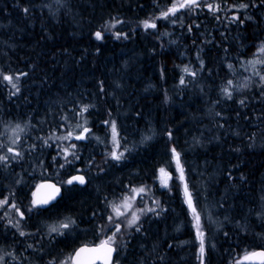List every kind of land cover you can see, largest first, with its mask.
<instances>
[{
  "label": "trees",
  "instance_id": "16d2710c",
  "mask_svg": "<svg viewBox=\"0 0 264 264\" xmlns=\"http://www.w3.org/2000/svg\"><path fill=\"white\" fill-rule=\"evenodd\" d=\"M232 1L204 0L220 10L202 3L165 20L155 18L172 0H0V109L6 119L36 132L22 159L0 164V193L9 171L11 188L27 193L29 184L15 178L20 167L32 180L62 184L77 169L88 177L85 186L62 184L58 217H71L78 227L59 236L60 254L96 240L111 214L110 201L143 185L150 192L131 211L155 207L157 200L160 214L141 215L140 232L122 226L126 248L118 264H201L169 151L173 146L202 215L204 264H234L246 250L264 247V84L248 64L264 59L258 51L264 44V5L245 0L246 9L233 10ZM115 19L122 23L105 29ZM144 20L157 27L145 29ZM98 30L103 40L95 38ZM115 32L128 38L116 39ZM185 66L197 75L184 73ZM255 70L264 75V64ZM20 73L26 75L19 76L20 92L13 96L2 77ZM228 80L232 99L221 93ZM81 105H94L84 113L92 132L109 136L103 121H116L121 148L129 149L124 159L110 160L93 149L91 138L72 140L80 159L59 167L60 144L49 140L45 146L43 140L76 129L83 122L76 115ZM162 167L172 173L171 190L157 179Z\"/></svg>",
  "mask_w": 264,
  "mask_h": 264
},
{
  "label": "snow or ice",
  "instance_id": "6c2138e0",
  "mask_svg": "<svg viewBox=\"0 0 264 264\" xmlns=\"http://www.w3.org/2000/svg\"><path fill=\"white\" fill-rule=\"evenodd\" d=\"M57 3H60L61 0H56ZM204 3V7L208 8L212 12H216L220 10V5L217 4L215 7L211 3H206L204 0H172L171 6L167 8V10H162L160 12V16L156 17L155 19H169L170 16H176L178 12H180L183 9H186L188 11H194L197 8L201 7V4ZM260 3L264 5V0H260ZM249 5L247 4H240L238 7L242 9H246ZM255 6V4L253 5ZM233 7H236V5H233ZM24 13L27 14L29 12L28 8L23 9ZM219 18V17H217ZM251 19V17H248ZM239 19L238 16L233 17V20ZM172 23H176V20H172ZM243 23V21H240ZM122 23L119 19H115L114 22H106L105 29L111 30L112 28H115L116 24ZM143 27L145 29H155L157 27L156 23L152 20H144L142 22ZM191 30V28H189ZM95 38L97 40H103L104 38V32L103 31H96L94 33ZM114 36L116 39H120L123 37L124 39L128 38L127 33H121V32H115ZM258 51L264 55V44L260 46ZM248 64L252 66L254 69V75L259 76L261 84H264V75L261 74L260 71L255 70L257 64H264V59H254L248 61ZM201 66H203V61H201ZM229 68H231V65H228ZM183 72L195 77L197 73L195 71H192L188 66H185L183 68ZM20 75H26V73H20L16 77H13L12 75H3L2 79L3 81H6L8 84L11 85V87L15 90L11 94L14 96L20 92V87L18 86L17 81L19 80ZM180 85H185L186 81L184 76H181ZM233 81L228 80L227 86L223 87L221 89L222 95L227 99H232L233 97ZM243 87H247V85H243ZM264 95V93H262ZM239 103L241 105H244L245 101L240 100ZM94 107V105H81L79 112L76 113L77 116H80L83 118V123H77L75 125L76 129H79L80 131L78 133L75 132V130L68 131L66 135H60L56 136L53 132L48 138L43 140V145L50 146L48 144L49 140H61V141H71V140H77V141H83V140H89L92 138V131L89 127H87V119L84 118V113L89 111V108ZM217 115H220L217 113ZM62 120H67L68 117L64 116L61 117ZM105 125H107L110 129L111 134V140L110 143L112 145V149L107 152V157L114 160V161H121L124 159L125 152L129 151L127 147H124L123 151H120L121 144H120V136L118 132L117 123L115 120H105L103 121ZM24 129L17 124L16 127L13 129V132H23ZM169 140L172 138L171 131L168 132ZM151 137H146V139H150ZM37 139H40L39 137ZM95 139L103 143L99 137H95ZM20 142L19 135H15L13 138H11V144L17 145ZM32 150H35L36 145L33 144L30 146ZM58 152L57 155L61 156L64 159V163L60 164L59 167L61 169L65 168V166H71L75 160H79L80 157L77 154L78 149L77 145L75 143H70L67 146H61L57 145ZM4 145L0 144V149H3ZM170 154L172 157V160L175 161V170L177 173L176 180L179 182V186L182 188L183 192V199L184 203L187 206L188 212L191 216V222L194 229V241L198 242L199 248V255L198 259L201 261V264H204V255L206 252V234L203 228L202 223V215L201 212L198 210L197 206V196L194 195L193 191L190 190L189 183L187 181V177L185 175V170L183 167V164L181 162V153L177 151V149L173 146L170 150ZM7 154H0V164L7 165L12 160H18L23 158V152L17 150L16 147L9 146L6 149ZM71 157L72 159H69ZM55 160L56 157H53ZM91 163V162H90ZM102 170V169H101ZM77 173L80 172L79 169L76 170ZM157 179L160 182V186L162 188L170 189V181L173 180L172 173L167 171L166 168H160L159 169V175ZM87 182L86 177L82 174H76L71 175L69 179H66L62 181L61 183L63 185H74V184H80L84 185ZM19 183V181H17ZM45 185H38L37 189L40 187H44ZM51 192L46 198H35L36 192H33L32 195L34 199L31 201V207L27 209L28 212H32L34 210L43 208L46 205H49L52 201L56 200L57 196L61 192V188L57 187L56 184H48L46 185ZM150 192V189L147 186H140L139 188H132L131 189V195H125L120 204L112 203L111 206V214L107 215V223L105 225L100 226V231H104V229H108L111 231L112 228H114V231H111V235H106L104 239H101L99 244H96L94 247H89L88 245H82L78 249L74 251L72 255L67 257L65 260L61 261L60 264H97V261H101L102 264H113V254L117 253L119 251L118 248V241L117 237L118 234H121L122 232V226L127 227L129 229L135 228V231L140 232L141 231V215H146L147 213L151 212L155 215H159L160 212L157 211V209H160L159 201L153 200V204L155 207H143L139 208L135 211H131L133 209V203L131 201H134L137 196L143 197L146 194ZM7 206L9 209L13 210L16 214H18L19 219L13 223L11 219L8 220V225L16 228L19 231V236L25 237L28 235H32L31 233H26L24 231H20V225L21 221L25 219V213L24 211H21L20 207L15 202H10L9 197H4L3 199H0V208H4ZM163 209H161L162 211ZM9 212H4L3 216H0V219H4L5 217L9 216ZM96 214L93 213V216ZM123 218V219H121ZM78 225H76V221L72 219L71 217H65L62 221L52 224L48 226V235L53 236H63L67 233L73 231ZM39 231V230H37ZM227 235V234H225ZM123 240V237L121 236V241ZM171 247V245H170ZM28 248H34V245L29 244ZM87 254V255H86ZM5 255L11 256L12 259H17L16 256L12 255L11 253H5L4 255H0V264H3ZM264 264V250L261 251H245L244 255L234 261V264ZM49 264H52L50 261ZM118 264V262H117Z\"/></svg>",
  "mask_w": 264,
  "mask_h": 264
},
{
  "label": "flooded vegetation",
  "instance_id": "af4514ba",
  "mask_svg": "<svg viewBox=\"0 0 264 264\" xmlns=\"http://www.w3.org/2000/svg\"><path fill=\"white\" fill-rule=\"evenodd\" d=\"M33 177L34 175H28V182L26 185H29L25 190L27 192L26 194H21V191L12 189L11 181L8 183L5 181L6 185L4 186L7 187L5 189H1L3 190V193H0V199H2V197H9L10 202H15L20 207L21 211H24L25 213V219L21 221L19 230L32 234L25 237L19 236V231L8 225L9 219H11L13 223L19 219L18 214L9 209L7 206L0 208V216H3L6 211L10 213V215L4 219H0V255L11 253L16 256L17 259H12L11 256L5 255L4 261H10L12 262L11 264H27L31 261L37 262L35 264H47L48 261H56L61 256L59 236H55V234H53L55 238L49 236L48 226L49 224H53L59 220L58 214L60 210L57 203L62 197L46 207L28 212L27 209L31 207V201L34 199L32 193L35 191L37 185L44 180L52 179L46 178L32 180ZM99 242L100 238L98 237L96 240L86 241L78 247L83 244H99ZM29 244L34 245V248H28ZM117 246L119 251L115 256L113 264H115V262L117 263L119 259V252L126 248V244H123V246ZM77 248H75L74 251Z\"/></svg>",
  "mask_w": 264,
  "mask_h": 264
},
{
  "label": "rangeland",
  "instance_id": "374dc122",
  "mask_svg": "<svg viewBox=\"0 0 264 264\" xmlns=\"http://www.w3.org/2000/svg\"><path fill=\"white\" fill-rule=\"evenodd\" d=\"M244 3H246L245 0H233L232 1V7L230 9H233V10L242 9V8H239L238 6L240 4H244ZM233 5H236V7H233ZM233 17H235V14H233ZM18 81H17V83H18ZM3 111L4 110L0 109V144L4 145V148L0 149V154H7L6 149L9 146L16 147L17 150L23 152V154H24L25 153V146L27 145V142L29 141V139L31 137H36L35 136L36 132H32V131L30 132V129L28 128L29 124H26V123H23V122L11 121L10 119H6L5 118V113H3ZM17 124H19L24 129L23 132H16V133L13 132V129L16 127ZM71 130H75L76 133H78L80 131L79 129H77V130L74 129V127L71 128ZM71 130H69V131H71ZM67 132L68 131L63 132L61 134H55V135L56 136L66 135ZM92 134L93 135H92L91 139H92V147H94L93 149H95V147H97L101 151L106 152V153L109 152L112 149V145L110 143V140H111L110 129H109V136L107 134L101 135V134L95 133V132H92ZM15 135H19L20 142L17 145H12L11 144V138H13ZM95 137H99L104 142L103 143L98 142L95 139ZM55 141H56V143H59L61 146H67L68 144L73 143L72 140H71L72 142L71 141H61V140H55ZM120 144H121V141H120ZM120 151H123V149L120 148ZM125 154H126V152H125ZM125 154H124V157H125ZM110 160H112V159H110ZM88 168L89 167H87L86 169H88ZM163 168H165V167H163ZM19 169H21V171L16 172L15 178L21 180L19 182L20 184H26L28 182L27 181L28 175L24 173V171H23L24 169L22 167H20ZM9 172H10V174L13 173L12 171H9ZM10 174H9V176H6V179L3 180V181H7V182L10 181L11 180V179H9L11 177ZM0 176L3 177V175H1V174H0ZM12 179H14V178H12ZM124 196L125 195H122L121 197L113 198L110 201L109 204L110 205L112 203L120 204L121 200H122V198ZM3 198L4 197H2V199ZM138 198H139V196H137L134 201H131V203H134L136 200H138ZM106 215H107V213H106ZM58 222H60V219L58 221H56L55 223H53V224H56ZM49 225H52V224H49ZM140 225H142V224L140 223ZM111 231H114V228H112ZM111 231L106 228V229H104V231L98 232L100 240L104 239L106 235H111ZM119 235L120 234H118V237H117L118 245L119 246H123V244H125V242L120 241L122 233H121L120 237H119ZM73 251L74 250H71L70 252H66V253L61 254L60 258L58 260H56V261L55 260H53V261L51 260L52 264H60L61 261L65 260L67 257L72 255ZM49 262L50 261H48L47 264H49ZM11 263L12 262H10V261H4L3 262V264H11ZM35 263H37V262H32L31 261V262H28L27 264H35ZM115 264H117V263L115 262Z\"/></svg>",
  "mask_w": 264,
  "mask_h": 264
},
{
  "label": "water",
  "instance_id": "95a60500",
  "mask_svg": "<svg viewBox=\"0 0 264 264\" xmlns=\"http://www.w3.org/2000/svg\"><path fill=\"white\" fill-rule=\"evenodd\" d=\"M74 140V139H73ZM83 141H86V140H83ZM76 174H82V175H84L85 177H86V180H87V182H88V177H87V175L85 174V173H83V172H79V173H74V174H72V175H76ZM70 178V177H69ZM68 178V179H69ZM87 182L84 184V185H80V184H76V185H80V186H85L86 184H87ZM48 184H56L57 185V187H60L61 188V192H60V194L57 196V198H56V200H54V201H52L50 204H52V203H54V202H56L59 198H61L62 197V195H63V193H64V187H63V185L62 184H60L58 181H56V180H53V179H47V180H44V181H42V182H40L38 185H45L44 187H40L39 189H37V187L35 188V191L34 192H36V197L35 198H41V199H43V198H46L49 194H50V192H51V190L48 188V187H46V185H48ZM37 185V186H38ZM49 204V205H50ZM46 206H48V205H46ZM46 206H44V207H46ZM83 245H88L89 247H94L96 244H83ZM82 246V245H81ZM80 246V247H81ZM79 248V247H78ZM77 248V249H78ZM261 250H264V248L263 247H261V248H256V249H254L253 251H261ZM116 254L117 253H114L113 254V261L115 260V256H116ZM87 255V254H86ZM97 263H102L101 261H97ZM247 263V262H246Z\"/></svg>",
  "mask_w": 264,
  "mask_h": 264
},
{
  "label": "bare ground",
  "instance_id": "6f19581e",
  "mask_svg": "<svg viewBox=\"0 0 264 264\" xmlns=\"http://www.w3.org/2000/svg\"><path fill=\"white\" fill-rule=\"evenodd\" d=\"M151 253V252H150ZM153 255V254H152ZM149 257H151L150 255H149Z\"/></svg>",
  "mask_w": 264,
  "mask_h": 264
}]
</instances>
